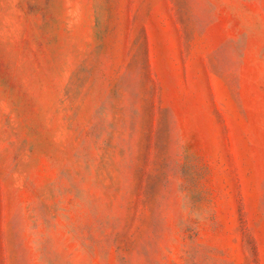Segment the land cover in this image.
I'll return each mask as SVG.
<instances>
[{
    "label": "rangeland",
    "instance_id": "rangeland-1",
    "mask_svg": "<svg viewBox=\"0 0 264 264\" xmlns=\"http://www.w3.org/2000/svg\"><path fill=\"white\" fill-rule=\"evenodd\" d=\"M0 264H264V0H0Z\"/></svg>",
    "mask_w": 264,
    "mask_h": 264
}]
</instances>
